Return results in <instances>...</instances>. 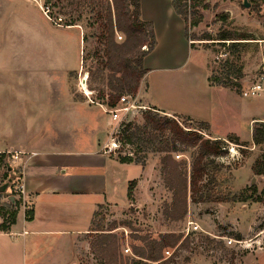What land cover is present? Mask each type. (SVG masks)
<instances>
[{"label":"rangeland","instance_id":"obj_1","mask_svg":"<svg viewBox=\"0 0 264 264\" xmlns=\"http://www.w3.org/2000/svg\"><path fill=\"white\" fill-rule=\"evenodd\" d=\"M84 1L45 0L35 3L32 0H0V48H8L0 62V139L3 138L6 125L10 126L16 116L21 123L30 120L40 123L44 117L41 114L29 117L21 114V117L20 114L4 112L3 104L7 93L11 102H18L20 91L46 93L47 90L60 89L62 73L58 68L51 72L40 65L39 55L35 57L38 65L30 70L15 69L10 65L8 55L10 45L19 44V40L22 44L42 41L39 35L42 25H47L48 40H51L52 36L55 42L69 44L68 60L71 61L69 66L74 71L78 70L81 57L82 70L69 76L70 89L78 95L85 96L83 89L86 87L81 86V81L83 76L88 74L87 89L91 91L89 95L94 102L101 104L96 99L100 97L101 91L109 93L106 82H101V65L97 57L104 49L98 39L102 28L99 25L92 26L95 25V20L89 5L78 7L79 3ZM245 3L249 4V8L244 6ZM40 7H44L45 10L48 8V16L52 20L59 22V19H62V26L80 16L82 34L76 29L71 31L50 29L54 24L46 20L47 16ZM186 19L187 39L192 42L195 50L190 56L186 71L191 73L194 67H200L195 60L197 52L199 60L207 68L209 83L227 89L231 95L239 98L233 101L232 96L226 97L215 106L216 117L213 119L212 127L216 134L234 132L241 138L238 144L229 138L233 134L222 139L224 142L219 155L207 160L209 166L202 184L205 191L216 189L226 201L193 203L189 199L188 214L183 221L173 222L166 218L164 211L172 201V193L165 186L162 172L161 159L166 154L158 151L169 146L159 133L155 134L156 140L153 144H145L144 134H139V141L136 140L138 138L136 135L133 144H126V137L136 134L137 128L142 129L146 123V115L151 112L150 109L137 108L122 121L123 129L119 133L112 132V136L120 148L117 151L118 157L130 156L137 162L135 164L150 167V176L136 180L133 198L128 199L129 204L126 208L100 209L93 228L105 230L104 234L115 236L118 239L119 254L125 260L135 259L133 247L142 245L137 240L139 237L158 238L160 235L175 234L183 235L182 241L188 238L189 246L187 249L177 251L173 264H264V174L257 173L264 171V142L255 144L253 141L254 128L259 123H264V95L253 98L242 96L245 89L264 78V0H205L203 4L195 6L190 2L186 8ZM197 20H200V24L193 27ZM119 36L122 40L116 36V42L122 43L124 37L121 34ZM43 40H47L46 37ZM108 74L109 72L105 70L104 76L107 77ZM188 77H191V85L196 87L195 76L189 74ZM143 81L141 91L145 89ZM137 95L135 96L137 105L141 107L142 100ZM178 105L184 110L197 108L190 101H182ZM152 113L156 117L159 116L155 112ZM223 115L226 119L222 117ZM64 116L56 113L46 115L50 117L49 123L63 121ZM104 117L112 118L111 115ZM186 118L192 122H187ZM168 119L171 122H178L183 128L184 122L194 129H201L196 122L203 123L186 116H172ZM253 119L254 123L250 130V121ZM129 125L130 128L127 129ZM114 126L115 124L109 131ZM9 129L12 130V127ZM195 132L199 133L203 140L215 141L210 131ZM168 138L171 140V136ZM177 149V152L172 153L174 160L178 163L186 162L190 174L198 150L193 148L186 150L180 144L177 145ZM8 164L12 166L11 157L8 158ZM5 173V170L0 169V187L9 186L5 192L0 193V228L4 223L6 226L9 225L11 219L8 214L15 210V205L9 201L10 196L17 198L18 212L24 211L23 201L15 194L9 181L4 179ZM20 174L21 170L14 168L11 177L16 181ZM189 229L193 232L186 237ZM109 230L112 231L108 232ZM103 233L94 232L87 236L90 247L86 253L80 255V264H104L101 256L98 254L96 256L91 250L94 243L101 241ZM177 248L178 246L175 249H167L164 252L165 259L173 257Z\"/></svg>","mask_w":264,"mask_h":264},{"label":"crops","instance_id":"obj_2","mask_svg":"<svg viewBox=\"0 0 264 264\" xmlns=\"http://www.w3.org/2000/svg\"><path fill=\"white\" fill-rule=\"evenodd\" d=\"M140 3L141 19L152 24L156 38L155 49L144 60L148 73L143 81L145 89H140L137 95L141 105L160 110L163 116H186L207 123L215 140L230 134L241 138L234 132L221 135L213 130L217 103L230 96L233 101L239 98L209 83L207 68L197 52L195 60L200 67H194L191 73L186 71L195 50L172 0H140ZM46 20L51 23L47 17ZM51 28L76 29L82 34L80 26L51 25ZM46 29L47 25H42L40 42L22 44L19 40V44L9 47L10 65L15 69H32L38 65L35 57L39 55L40 65L51 72L58 68L62 76L57 91H20L18 102H11L7 93L3 104L8 114L44 117L40 123L31 120L21 123L16 116L10 124L12 130L6 125L0 139V154H9L11 160L13 153L19 154L18 161L12 160L10 169L21 170V182L25 186V197L21 199L24 211L18 212L15 225L8 231L0 229V264H80V255L90 247L87 236L94 233L98 211L126 208L129 183L150 176V167L123 164L117 153H108L114 127L109 129L116 123L104 117L108 115L104 110L107 105L92 104V98L70 89L69 76L82 70L81 57L79 68L74 71L69 66V44L55 42L52 36L48 40ZM43 34L47 40H43ZM6 48H0V62ZM189 74L195 76L196 87L191 85ZM182 101H190L197 108L184 110L178 105ZM53 113L64 114L63 121L49 123L50 117L46 115ZM222 117L226 119L225 115ZM253 123L254 119L250 121V130ZM16 181L9 184L14 188ZM16 200L9 197L12 204ZM27 210L33 213L32 221L26 219Z\"/></svg>","mask_w":264,"mask_h":264},{"label":"trees","instance_id":"obj_3","mask_svg":"<svg viewBox=\"0 0 264 264\" xmlns=\"http://www.w3.org/2000/svg\"><path fill=\"white\" fill-rule=\"evenodd\" d=\"M193 5L203 4L205 0H172L175 12L187 23L186 8L189 3ZM89 5L91 13H94L95 25L102 28L98 39L103 46V53L97 55L100 63L101 82L105 83L109 89V93L100 92V97L96 99L110 108L117 107L120 99L124 96L135 97L140 89L141 83L147 75L148 71L144 68L145 58L153 52L156 47V38L151 23L144 22L141 19V3L140 0H85L84 3H79L78 7ZM184 10V11H183ZM51 18V17H50ZM80 16L66 24L63 27L81 26ZM52 19V18H51ZM200 20L193 23V27H197ZM117 34L124 37L122 43L116 42ZM187 37V33H186ZM86 38L84 37V42ZM147 48V50H144ZM103 59V60H102ZM105 70L109 72L107 77L104 76ZM237 78H235L236 80ZM152 112L163 116L157 111L151 110L146 115V123L142 129L137 128L136 134L126 137V144H133V139L138 135L137 141L140 140L139 134H144L146 137L145 144L150 145L155 142L157 133L161 135L163 140L169 146L161 148L158 152L166 155L161 159L162 172L166 188L172 193V201L166 206L164 214L169 221L181 222L188 214L189 199L193 203H222L226 201L216 189L204 190L205 173L209 164V158L217 157L221 150L223 140L208 141L199 137L196 130L209 131L207 123L196 122L201 129H194L186 122L183 127L178 122L170 121L168 117L154 116ZM177 117V116H175ZM187 122H192L190 119H185ZM253 130V141L255 144L264 142V123H259ZM130 128V125L127 126ZM195 130V131H194ZM171 134V135H170ZM171 136V140L168 138ZM233 142H240L235 135L229 137ZM124 141V143H125ZM172 141V144H171ZM171 144V147H170ZM187 149H197L196 158L192 163L190 174L187 170V163H178L174 160L172 153L177 152V145ZM10 155L7 153L0 154V169L6 171L4 179L14 181L11 177L10 165L8 164ZM133 157H118V160L123 164L137 163ZM258 174H264V171H258ZM137 186V181L129 183L128 199L133 198L134 190ZM190 193V196H189ZM15 210L8 215L11 219L9 227L4 223L1 230L6 232L11 226L15 225L18 215L19 203L15 202ZM27 221L33 220V213L30 210L26 211ZM93 232H105L93 228ZM109 230L108 232H111ZM101 241L94 243L91 250L101 256L104 264H173L174 255L178 250L188 248L189 239L183 235L166 234L160 235L158 238L151 236L139 237L142 245L134 248L133 260H125L119 254L118 239L112 234H102ZM173 257L165 259L164 252L167 249H175Z\"/></svg>","mask_w":264,"mask_h":264},{"label":"built area","instance_id":"obj_4","mask_svg":"<svg viewBox=\"0 0 264 264\" xmlns=\"http://www.w3.org/2000/svg\"><path fill=\"white\" fill-rule=\"evenodd\" d=\"M35 3H40V2H44L45 0H32ZM44 12V14L47 16V18L49 20H51V22H53L54 25L58 26V27H63L61 25L62 19H59V22H56L54 20H52L49 16H48V8H46V10L44 9V7H40ZM117 37L122 40V37L119 36V34H117ZM192 43V42H191ZM87 81H88V74H85L83 76L82 79V83L81 86L86 87V89H83V94L90 99V95H89V90L87 89ZM264 95V78L262 77L258 82L254 83L250 88L245 89L242 93V96L244 98H253V97H259ZM90 102L92 104H95L97 102H94L93 100L90 99ZM103 106V105H102ZM137 108H141V110H146L148 109L147 107L141 106L138 107L137 105V99L135 97H131V96H124L120 99L117 107L115 108H110V107H105V112L108 115L112 116V120L116 123V126H114L113 132L114 134L117 132L119 133L120 130L123 129L121 123L124 119H126L128 117V115L133 112L134 110H136ZM112 144L110 146V148H107L108 153H117V151L120 149L118 142H115V139H112ZM19 159V154L18 153H13L12 154V160L13 161H18ZM21 177L22 175L20 174V177H18L17 181H16V185H14V192L15 194L20 198L23 199L25 197V186L24 184L21 182ZM20 178V179H19ZM13 183V182H11ZM197 230V229H195ZM191 232L193 231H189L186 233V237H188Z\"/></svg>","mask_w":264,"mask_h":264},{"label":"water","instance_id":"obj_5","mask_svg":"<svg viewBox=\"0 0 264 264\" xmlns=\"http://www.w3.org/2000/svg\"><path fill=\"white\" fill-rule=\"evenodd\" d=\"M244 6L246 8H249V4H247V3H245ZM8 187H9L8 185H5L4 187H0V193L3 191L5 192V190H7Z\"/></svg>","mask_w":264,"mask_h":264}]
</instances>
